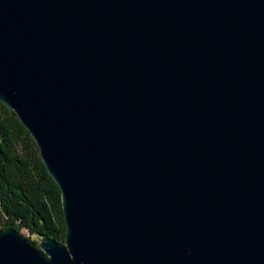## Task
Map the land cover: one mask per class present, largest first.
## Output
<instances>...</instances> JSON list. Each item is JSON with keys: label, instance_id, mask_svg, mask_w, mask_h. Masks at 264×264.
Listing matches in <instances>:
<instances>
[{"label": "water", "instance_id": "95a60500", "mask_svg": "<svg viewBox=\"0 0 264 264\" xmlns=\"http://www.w3.org/2000/svg\"><path fill=\"white\" fill-rule=\"evenodd\" d=\"M0 100L66 228L0 264H264V0H0Z\"/></svg>", "mask_w": 264, "mask_h": 264}, {"label": "trees", "instance_id": "16d2710c", "mask_svg": "<svg viewBox=\"0 0 264 264\" xmlns=\"http://www.w3.org/2000/svg\"><path fill=\"white\" fill-rule=\"evenodd\" d=\"M11 229L58 243L66 231L59 187L29 132L0 100V233Z\"/></svg>", "mask_w": 264, "mask_h": 264}, {"label": "rangeland", "instance_id": "374dc122", "mask_svg": "<svg viewBox=\"0 0 264 264\" xmlns=\"http://www.w3.org/2000/svg\"><path fill=\"white\" fill-rule=\"evenodd\" d=\"M24 237H29L30 238V240H33V241H36L37 243H38V245H39V242H40V239L38 238V237H36V236H30L29 234H27L26 232H23V234H22Z\"/></svg>", "mask_w": 264, "mask_h": 264}]
</instances>
